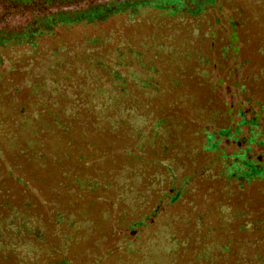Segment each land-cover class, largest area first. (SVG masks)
Segmentation results:
<instances>
[{
    "label": "trees",
    "instance_id": "obj_1",
    "mask_svg": "<svg viewBox=\"0 0 264 264\" xmlns=\"http://www.w3.org/2000/svg\"><path fill=\"white\" fill-rule=\"evenodd\" d=\"M224 1L0 0V264H100L113 255L117 264H264V213L245 199L248 187H264V100L252 102L234 81L236 108L224 102L216 112L225 126L206 122L191 133L197 144L190 152L207 161L186 162L175 148L174 125L154 105L159 93L185 94L183 86L156 82L129 38L145 22L165 30L153 44L162 54L181 30L212 48V26L203 17ZM75 27L106 32L51 46ZM214 71L203 58L172 74L213 84ZM96 137L105 144H94ZM76 142L82 154L55 145L69 151ZM117 155L134 163L121 160L113 172H99L93 190L78 183L76 171ZM52 172L66 181H50ZM200 179L217 189L212 215L224 222L221 240L201 237L205 214L193 200ZM88 199L105 225L97 234L109 241L81 257L69 244L95 238L93 221L77 212Z\"/></svg>",
    "mask_w": 264,
    "mask_h": 264
},
{
    "label": "rangeland",
    "instance_id": "obj_2",
    "mask_svg": "<svg viewBox=\"0 0 264 264\" xmlns=\"http://www.w3.org/2000/svg\"><path fill=\"white\" fill-rule=\"evenodd\" d=\"M147 19L160 21L161 17L155 18L148 14ZM203 19L204 22H209L212 26L214 34L211 38L212 48L209 47L208 42H202L203 40L192 42L189 38H185L184 32L181 30L182 35L177 41L171 43L172 51L168 55L162 54L153 47V44L159 34H165V30L156 29L154 31L152 26L145 22L129 37L131 43L139 50L138 58L142 65L156 71V82L161 85L175 83L183 86L185 94L182 93V88L174 89L169 96L159 93L155 97L154 105L157 110H160V114L165 117L166 121L175 127L173 130L176 141L175 148L180 149V158L182 157L186 162L195 160L197 163H205L207 160L199 154L193 155L190 152L192 145L197 144L191 133L206 122L214 124L216 128L225 126V121L221 117H217L216 112L221 109L224 102L232 108H236L239 94L236 90L234 91L232 86L234 81L243 87V95H247L252 102L264 100V0H227L220 6L215 5L213 8H209ZM105 32L104 27L95 29L75 27L62 34L59 39L50 41V44L54 46L61 42L66 44L72 41H77L79 44L87 43L94 37L100 39ZM180 53H184L183 56ZM203 58L214 63L215 71L212 77L215 82L222 79L223 85L216 86L215 82L212 84L205 78L177 79L172 74L179 66L184 69L193 68L198 59ZM232 68L235 69L233 72ZM232 93H235L236 96H232ZM169 103H171L170 110L165 108ZM4 109L7 110L8 106L5 105ZM124 140L131 141L129 137ZM93 142L99 147L105 144L98 137ZM55 145L61 153L71 152L74 154L75 152L79 155L83 152L80 143L77 142L69 151L60 143ZM121 160L128 164L134 163L129 155H117L114 161L110 162H97L90 168L76 171L78 183L93 190L96 175L100 174L99 172H113L115 162ZM61 161L66 164L68 159L61 155ZM52 179L59 182V185L66 181L62 174L56 176L53 172L49 176V180ZM205 196L207 198L204 200ZM245 199L249 208L254 212L264 213L262 183L248 187ZM193 200L200 206V211L205 214L201 237L207 241L221 240L224 236V222L219 217L212 215V211L215 210L218 203L217 189L200 179L195 185ZM97 210V206L92 204L89 199L81 201L77 207L78 214L88 216L93 221L96 230L93 232L95 238L93 235L87 239L79 236L73 238L69 244L72 253H80V256L84 257L86 253L82 252L86 251L88 255H92L103 251L108 245L109 238L106 239L97 234L105 232V225L99 219ZM62 227L64 234H67L66 224H62ZM148 233H146V237H148ZM118 259L117 255L106 256L100 264H117Z\"/></svg>",
    "mask_w": 264,
    "mask_h": 264
}]
</instances>
